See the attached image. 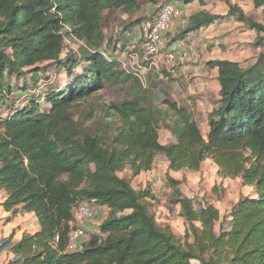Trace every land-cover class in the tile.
Wrapping results in <instances>:
<instances>
[{"label":"trees","instance_id":"obj_1","mask_svg":"<svg viewBox=\"0 0 264 264\" xmlns=\"http://www.w3.org/2000/svg\"><path fill=\"white\" fill-rule=\"evenodd\" d=\"M138 1L0 0V87L4 73L25 78L34 73L28 76L36 87L40 64L65 69L70 80L50 91L44 86L39 94L22 89L20 83L19 103L9 106L8 116L0 121L4 208L14 214L34 213L39 223L38 231L24 233L18 242L12 237L1 241L0 251L14 255L6 264H193V260L264 264V51L248 67L232 60L208 63L218 68L221 89L205 137L198 121L169 92L143 88L133 73L117 69L114 59L104 54L103 12L108 8L136 11L141 8ZM148 1L158 6L149 19L153 20L163 0ZM253 3L264 9V0ZM227 16L262 33L258 43L264 44V10L262 21L237 5L230 6ZM221 18L206 10L182 18L167 46ZM68 37L85 43L86 64L81 65L83 59L75 55L62 56ZM45 71L40 69L38 74ZM113 83L130 87L135 96L109 106L118 125L110 141L107 134L77 122L72 110L80 100ZM155 94L166 109L156 103ZM43 104L50 108L38 112L37 106ZM93 117L90 113L87 118ZM162 119L173 123V139L167 144L160 140ZM160 154L169 160L170 203L180 207L179 215L188 223L185 241L170 225L158 224L146 201L153 197L151 190H137L120 175L129 169L135 178L152 170ZM207 159L218 166L220 177L238 178L256 188L257 196L242 199L225 220L215 204L185 195L184 180L171 175L184 169L197 172ZM81 202L106 205L109 215L99 233L82 240L78 250L69 251L73 209Z\"/></svg>","mask_w":264,"mask_h":264},{"label":"rangeland","instance_id":"obj_2","mask_svg":"<svg viewBox=\"0 0 264 264\" xmlns=\"http://www.w3.org/2000/svg\"><path fill=\"white\" fill-rule=\"evenodd\" d=\"M167 0L166 2H170ZM175 1V0H174ZM217 6L225 3L230 7L237 5L230 0H214ZM249 14L254 16L256 21H262V9L253 8L250 10V5L253 0H243ZM141 8L136 11L126 12L122 9L108 8L103 12L102 16V34L105 38L102 48L104 54L112 57L116 62L117 69L127 70L135 75L143 88L149 89L157 93L159 90L169 92L172 100L178 102L181 106H185L196 119L202 129L203 135L207 137L209 131V117L213 109L219 101L220 83L207 82L205 79L198 80L191 64L197 62H208L211 59H217L218 53H214L217 46H226L224 52L228 50L225 56L231 59L238 60L243 67H248L254 64L261 52L264 51V44L258 43L259 33L250 24L238 21L237 18L227 16L223 22L215 26L214 31L204 34L195 40L192 39L187 45L186 51H182L179 55L175 53V66L172 67L167 63L165 54L168 53V39L164 36V44L156 60L153 63L148 61V56L144 48V27L149 24V19L158 10V6H154L148 0L138 1ZM180 4V2L175 1ZM197 5H193L189 10L182 11L179 20L191 14V9H196ZM238 6V5H237ZM239 7V6H238ZM173 26V25H172ZM166 35V34H165ZM215 40V41H214ZM85 43L76 40L73 37L66 38V47L63 57L75 55L76 58L83 59L81 65L87 63V58L83 56L82 49ZM230 47V48H229ZM194 48V49H191ZM196 55L192 56L193 51ZM171 51H169L170 53ZM199 55V56H198ZM223 56V55H222ZM148 58V59H147ZM56 65L47 66L40 64L39 68H45V72L41 75L37 74L38 85L35 87V82L30 80V74L26 78L17 73L9 76L4 73V79L1 81L3 86L0 87V121L7 117L8 107L13 103L18 104L22 89L27 87L32 93L39 94L44 91L46 86L47 91H50L58 86H64L70 82L67 71L57 70ZM82 68L78 72H82ZM171 74L172 79L168 76ZM34 74V73H33ZM32 75L31 78H32ZM21 83L22 87H18ZM218 84V85H217ZM22 88V89H21ZM11 90V91H10ZM156 103L162 109H166L161 104V97L155 94ZM134 93L128 86H120L117 83L109 84L103 90L92 94L78 102V106L73 108L72 112L77 122L82 126L91 128L92 131L98 134H107L111 141V135L116 130L113 109L109 108L112 103H122L126 100L134 98ZM26 103V100H22ZM38 112L48 110L50 104H43ZM109 109V110H108ZM110 113L109 115L107 113ZM90 113L94 114L93 119H88ZM173 123L169 119H162L159 123L160 140L165 142L167 137L172 135L171 127ZM171 141V140H170ZM169 141V142H170ZM211 160V159H210ZM212 161V160H211ZM207 161L203 165V170L190 172L186 169L182 173H178V177L184 180V194L189 197H197L198 201H207L215 204L221 213V219L229 218L232 207L240 204L241 200L246 197H255L256 188L244 185L241 179L222 178L218 173V166L212 161ZM1 167V163H0ZM169 160L165 155L160 154L156 157L152 170L142 172L137 177L133 178L131 170H123L121 176L131 180L134 188L140 189L145 183H151L153 188V197L148 198V203L151 213H154L157 222L160 226L165 227L170 225L173 232L185 241V230L187 221L178 213L176 206L171 205L172 190L167 186ZM255 195V196H254ZM6 192L0 188V249L2 248L1 241L7 237H12L13 242H18V238L22 232L36 230V219L32 214L15 213L6 211L4 201L6 200ZM109 208L106 205L96 204L93 208V215L86 220L84 224L86 230L85 239H89L92 233H99L100 224L108 218ZM38 222V221H37ZM222 221L218 222L216 232L219 234L222 230ZM32 233V232H29ZM24 234V233H23ZM13 254L8 250L0 251V264L8 263ZM193 264H203L200 260H193Z\"/></svg>","mask_w":264,"mask_h":264},{"label":"crops","instance_id":"obj_3","mask_svg":"<svg viewBox=\"0 0 264 264\" xmlns=\"http://www.w3.org/2000/svg\"><path fill=\"white\" fill-rule=\"evenodd\" d=\"M165 1H167V0H165ZM176 1V0H175ZM174 0H171V2H175ZM226 1V0H225ZM231 2H228V3H233V4H237L241 9H243V11L246 13V14H248V15H251V14H249L248 12H249V9H247L246 8V6H245V3H244V1L243 0H230ZM177 3V2H176ZM217 4V2L216 1H214V0H204V3L203 4H201L199 1H194L193 3H190V4H183V3H180V5H181V7H182V11L184 10V8H185V10H189V8L191 7V6H193V5H197L196 6V9H191L193 12L191 13V14H193V13H195V12H198V11H201V10H206V11H209L210 13H212V14H216V15H221V16H223V18H221L220 20H218V21H216L214 24H212V25H210V26H208V27H202L199 31H197V32H195V33H192V34H189V35H187V37L185 38V39H178L175 43H173V44H170V45H168V51H171V52H175V53H177V55H179L183 50L184 51H186V48L187 47H189L187 44L188 43H186V42H189L188 40H190V42H191V40L192 39H196V38H198V37H200V36H202L203 34H204V32H207V33H209V31H211V32H215L214 31V29H215V26L217 25V24H219V23H221V22H223L225 19H227L226 17H227V14H228V12H229V10H230V7L226 4V2L225 3H221L220 5H216ZM253 8H255V6H254V3L253 2H251V5H250V10L251 9H253ZM257 9V8H256ZM258 9H262V11L264 10L263 8H258ZM191 14H189V15H186V17H189ZM253 16V15H252ZM231 17H233L234 19H235V17L234 16H231ZM254 17V16H253ZM181 23V21L177 18L175 21H174V23H173V26H172V28H171V30H170V32H169V35H167V37H166V39H168V40H171V38L172 37H175L176 36V34H177V32H178V27L181 25L180 24ZM179 38V37H178ZM215 41V40H214ZM169 42V41H168ZM167 42V43H168ZM217 48L218 49H216L215 51H214V53H218V51L220 52V54H218V58L216 59H211V60H209L208 62L206 61V62H197V63H195V64H191V66L192 67H195L196 69L194 70V72H195V75H196V77H198V80H201V78L202 79H205L208 83L209 82H215L216 81V83H218L219 84V80H218V75H219V72H218V68H215V67H210L209 65H208V63L210 62V61H213V60H218V59H220V60H232V61H238V60H234V59H231L230 57H226L225 55L227 54V53H230V51L228 50L227 52H224L223 50L224 49H226L227 47L226 46H217ZM230 48V47H229ZM191 49H194V48H191ZM228 49V48H227ZM195 50H196V48H195ZM191 52H193L191 55L192 56H194V55H196V53H197V50L196 51H191ZM223 55V56H222ZM199 56V55H198ZM239 62V61H238ZM217 84V85H218ZM220 85H218V87H219ZM173 138H172V135H170V136H168L167 137V141H165V142H163V141H161L163 144H167V143H169V141L170 140H172ZM207 161H211L210 159H207L204 163H203V165L205 164V163H207ZM212 162V161H211ZM203 165H202V168H201V171H200V173L202 172V170H203ZM182 173V171H178V172H171V175L173 176V177H175V178H177L178 176V173ZM139 177V176H138ZM137 176L135 177V178H138ZM134 178V179H135ZM178 179H180V178H178ZM238 179V178H237ZM251 187V186H250ZM147 188H149L150 190H151V193L153 194L154 192H153V188H152V184L151 183H145L144 184V186H140V189H147ZM253 188V187H252ZM256 195V194H255ZM254 195V196H255ZM177 209H178V213H179V211H180V207L178 206L177 207ZM19 213H24V212H19ZM30 214H32V216L34 217V219H36L37 220V218H36V216H35V214L34 213H30ZM38 221V220H37ZM36 221V224H37V226H36V230H34V231H29V232H36V231H38L39 230V223ZM28 232V231H27ZM23 233H25V232H22V235L18 238V240L17 241H20L21 240V238L23 237Z\"/></svg>","mask_w":264,"mask_h":264},{"label":"built area","instance_id":"obj_4","mask_svg":"<svg viewBox=\"0 0 264 264\" xmlns=\"http://www.w3.org/2000/svg\"><path fill=\"white\" fill-rule=\"evenodd\" d=\"M181 14L182 7L179 3L166 2L165 0L160 3L157 16L153 20H149V24L144 27V48L149 62L154 64L156 55L163 47L165 34L171 30L174 21ZM175 55L174 52L165 54L167 63L172 67L175 66ZM93 208L94 205L89 202H81L74 207L72 221L70 222L72 229L67 246L69 251H76L80 248L82 240L86 237L84 224L87 219L92 217Z\"/></svg>","mask_w":264,"mask_h":264}]
</instances>
